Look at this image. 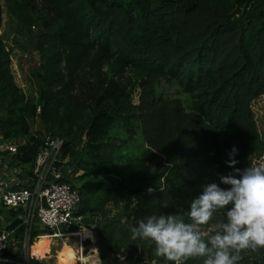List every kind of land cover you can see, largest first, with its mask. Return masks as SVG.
<instances>
[{
	"label": "trees",
	"instance_id": "obj_1",
	"mask_svg": "<svg viewBox=\"0 0 264 264\" xmlns=\"http://www.w3.org/2000/svg\"><path fill=\"white\" fill-rule=\"evenodd\" d=\"M19 8L29 10L19 35L40 26L43 87L37 103L18 86L0 38V139L25 141L15 156L22 164L34 163L47 137L65 140L57 180L79 190L84 226L97 233L90 264L98 249L101 264H169L150 241L132 240L130 226L152 214L185 215L203 185L233 172L234 145L236 168L264 153L254 108L264 96V0H27ZM3 13L0 0V28ZM165 82L189 95V108L159 93ZM219 211L209 223L226 222L227 208ZM8 213L20 240L21 211ZM40 232L31 245L48 234ZM247 251L264 264V249L241 257Z\"/></svg>",
	"mask_w": 264,
	"mask_h": 264
},
{
	"label": "clouds",
	"instance_id": "obj_2",
	"mask_svg": "<svg viewBox=\"0 0 264 264\" xmlns=\"http://www.w3.org/2000/svg\"><path fill=\"white\" fill-rule=\"evenodd\" d=\"M238 152L235 145L229 152L227 163L233 172L220 183L203 185L185 215L142 218L130 226L132 240L150 241L155 255L169 264H186L190 258H203V264H239L241 251L264 249V164L236 168ZM226 208L221 231L208 236L200 230Z\"/></svg>",
	"mask_w": 264,
	"mask_h": 264
},
{
	"label": "built area",
	"instance_id": "obj_3",
	"mask_svg": "<svg viewBox=\"0 0 264 264\" xmlns=\"http://www.w3.org/2000/svg\"><path fill=\"white\" fill-rule=\"evenodd\" d=\"M23 144L25 141L19 143L0 139V209L4 210L0 216V264H31L30 259L36 257L31 252L33 230L48 232L46 235L60 239L73 237L85 228V216L79 214L82 202L79 190L71 183L57 180L63 176L62 167L58 164L66 163V160H62L65 140L61 137H47L33 164H22L16 160L15 156L20 153ZM11 209L21 211L25 235L20 240L15 230L8 229L6 225L8 210ZM211 223L200 226V230L208 236L222 230L224 225ZM75 226L78 231L73 230ZM43 235L35 237L34 242ZM84 252L82 245L81 256ZM153 264L159 263L154 261Z\"/></svg>",
	"mask_w": 264,
	"mask_h": 264
},
{
	"label": "rangeland",
	"instance_id": "obj_4",
	"mask_svg": "<svg viewBox=\"0 0 264 264\" xmlns=\"http://www.w3.org/2000/svg\"><path fill=\"white\" fill-rule=\"evenodd\" d=\"M26 2L27 0H2L4 13H3V24L0 28V38L4 39L6 45L12 52L11 67L16 83L18 84L19 87L23 88V90L25 91L26 95L29 98H32L38 103L40 98V90L43 87V81L40 77V72H42L41 67L43 64V58L41 53L37 50L36 45H34V43L36 44L38 40L37 34L40 31V26L37 23H34L32 27L33 32L30 37L25 36V30L24 33L21 35H19L18 33V29L22 21V18H24L29 11L27 9L26 10L20 9L19 5H23ZM159 93L167 97H180L185 101L187 108L190 107L191 99L189 95L182 93L180 88L175 84H168L166 82L163 83V85L159 89ZM254 108L257 114L260 131L264 135V96L256 100V102L254 103ZM39 121L40 120L38 119L31 120L33 133H36L40 129ZM67 161L68 159L65 162ZM261 164H264V153L262 154V156H255L254 158L253 166H259ZM9 224H10V220L7 221L6 224L7 227L9 226ZM212 224L213 223H211V225ZM215 226H217V224H215ZM80 233L84 235L83 239L85 238L83 241L84 242L83 247L85 250L87 247L86 242L88 240L91 241L92 239H86L83 231H81ZM94 233H95V239H93L94 242L91 241L92 244L89 248L88 254L85 253V256L88 258V260L92 248L95 246L97 247L98 245L97 233L95 231ZM49 237H50L49 235L45 234L40 237L41 238L40 240L38 239L36 240V242L32 246V254L34 256L38 257L37 242L45 240ZM77 239H78L77 237H70V236L63 237L60 239H54V244L51 247L50 253L47 254V258L41 260L39 258L36 259V257L34 258L37 261L42 262V264H54L58 260L57 255L59 254V251L63 250L66 247V245L73 247L76 250L77 256L79 255L81 256V253L78 254V249L80 248L81 250L82 246H78ZM239 255L241 256L240 253ZM259 256H260V252L256 254H252L251 252L247 251L242 256L246 258V261L244 260L242 262H244L245 264H256L255 262L260 261ZM123 258L124 257L122 256V259ZM78 262L79 264H82L80 261Z\"/></svg>",
	"mask_w": 264,
	"mask_h": 264
},
{
	"label": "bare ground",
	"instance_id": "obj_5",
	"mask_svg": "<svg viewBox=\"0 0 264 264\" xmlns=\"http://www.w3.org/2000/svg\"><path fill=\"white\" fill-rule=\"evenodd\" d=\"M76 237L78 238L77 239L78 245L82 246L84 244L83 242L84 239L82 234L78 233ZM53 241H54L53 238L50 236L45 240L37 242V254L40 260L47 258V254L51 250L50 246L53 243ZM57 256H58V260L54 264H77L78 261H80L82 264H90L86 256H80L79 258L77 256L76 250L73 247H70L69 245H66V247L63 250L59 251V254Z\"/></svg>",
	"mask_w": 264,
	"mask_h": 264
},
{
	"label": "crops",
	"instance_id": "obj_6",
	"mask_svg": "<svg viewBox=\"0 0 264 264\" xmlns=\"http://www.w3.org/2000/svg\"><path fill=\"white\" fill-rule=\"evenodd\" d=\"M84 229H89V230H91V231L94 233V230H92V229H90V228H86V227H85ZM84 229H83V230H84ZM94 235H95V233H94ZM82 236H84V235L82 234ZM84 239H85V238H84ZM86 239H89V238H86ZM91 239H92V238H91ZM53 240H54V239H53ZM91 241L94 242L93 239H92ZM35 242H36V241H35ZM35 242H34V243H35ZM53 244H54V241H53V243L51 244L50 249H51V247H52ZM33 245H34V244H33ZM33 245H32V246H33ZM78 246H79V245H78ZM97 247H98V246H97ZM50 251H51V250H50ZM31 252H32V247H31ZM49 253H50V252H49ZM49 253H48V254H49ZM80 253H81V250H80V248H79V249H78V254H80ZM83 256H85V252H84ZM78 257L80 258V255H79ZM36 258H37V257H36ZM37 259H38V258H37ZM100 261H101V260H100V253H99V249H98V264H100ZM78 264H79V262H78Z\"/></svg>",
	"mask_w": 264,
	"mask_h": 264
},
{
	"label": "water",
	"instance_id": "obj_7",
	"mask_svg": "<svg viewBox=\"0 0 264 264\" xmlns=\"http://www.w3.org/2000/svg\"><path fill=\"white\" fill-rule=\"evenodd\" d=\"M20 32H21V34H23L24 33V28H21Z\"/></svg>",
	"mask_w": 264,
	"mask_h": 264
}]
</instances>
